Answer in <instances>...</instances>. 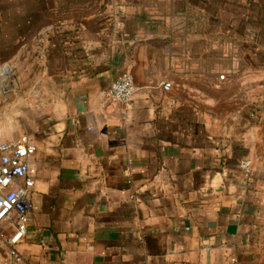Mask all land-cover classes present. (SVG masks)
Wrapping results in <instances>:
<instances>
[{
    "label": "crops",
    "instance_id": "crops-1",
    "mask_svg": "<svg viewBox=\"0 0 264 264\" xmlns=\"http://www.w3.org/2000/svg\"><path fill=\"white\" fill-rule=\"evenodd\" d=\"M22 13L59 37L23 43ZM22 45L44 63L2 141L35 144L34 185L2 264H264V0H0V58Z\"/></svg>",
    "mask_w": 264,
    "mask_h": 264
},
{
    "label": "built area",
    "instance_id": "built-area-1",
    "mask_svg": "<svg viewBox=\"0 0 264 264\" xmlns=\"http://www.w3.org/2000/svg\"><path fill=\"white\" fill-rule=\"evenodd\" d=\"M169 86L170 83H164L165 89ZM135 88L133 77L125 71L110 85L106 96L111 102L126 103ZM35 151V144L26 136L0 141V227L7 224L4 232H0V264L6 256L18 258L14 246L27 234L30 193L34 185L30 160ZM239 166L248 173L250 161L243 159Z\"/></svg>",
    "mask_w": 264,
    "mask_h": 264
},
{
    "label": "rangeland",
    "instance_id": "rangeland-1",
    "mask_svg": "<svg viewBox=\"0 0 264 264\" xmlns=\"http://www.w3.org/2000/svg\"><path fill=\"white\" fill-rule=\"evenodd\" d=\"M18 17L21 21L20 37L23 43L33 37H46L50 32L53 34L48 35L49 37H59L60 14L41 13L34 17V15L22 13L15 16V18ZM6 19H12V15L6 14ZM46 26H52V28L48 32H44ZM5 48L3 57L0 58V70L5 71L4 79L0 78V81L4 80V91L2 92L0 89V141L8 139V134L14 128V124L21 122L22 114L28 111L20 109L21 104L28 101L24 87L30 79L28 72L38 71L44 63L37 55L38 46L22 45L20 47L22 52L16 58L13 57L14 53L12 52L14 47L6 46ZM34 49L36 51H32ZM16 71L25 72V74L20 75ZM19 76L21 77L19 78Z\"/></svg>",
    "mask_w": 264,
    "mask_h": 264
}]
</instances>
